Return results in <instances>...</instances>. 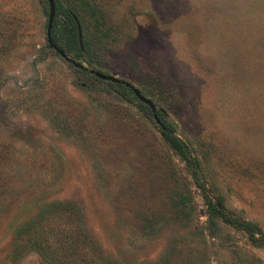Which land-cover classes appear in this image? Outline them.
Segmentation results:
<instances>
[{
    "label": "rangeland",
    "instance_id": "obj_1",
    "mask_svg": "<svg viewBox=\"0 0 264 264\" xmlns=\"http://www.w3.org/2000/svg\"><path fill=\"white\" fill-rule=\"evenodd\" d=\"M55 4L70 61L47 0H0V264H264L151 109L92 74L150 99L210 200L264 240V0Z\"/></svg>",
    "mask_w": 264,
    "mask_h": 264
},
{
    "label": "trees",
    "instance_id": "obj_2",
    "mask_svg": "<svg viewBox=\"0 0 264 264\" xmlns=\"http://www.w3.org/2000/svg\"><path fill=\"white\" fill-rule=\"evenodd\" d=\"M69 17L76 22V25H74L73 30H72V36L80 39V28H79L80 22H79L77 16L75 15L74 12H69ZM59 25H60L59 15H58V13H56L55 22L53 25V30H51L52 31V37H53L54 44L60 50H62L64 52V47H63V45L60 44L62 41L61 40L62 38H61L60 32H58L59 31ZM76 44H77V46L79 45L78 40H77ZM66 46L71 48V49L73 48V45L70 43L66 44ZM80 69L82 71H85V72L89 71L86 68H84L83 66H80ZM159 126L161 128L163 138L168 142V145H170L173 149L178 151L182 155V157L186 160L188 167L190 168V170L192 172V175H193V178H194L196 184L198 186H200V188L202 189V191L204 192V194L207 198V201H208L207 203L211 209L212 214L220 216L222 218V220H224L226 223L230 224L231 226H234V227L236 226V228H240V229H243V230H246L247 232H249L250 238L253 242L260 243V242L264 241L263 238L256 236V228L252 224H250L248 222L238 221V220L228 216L226 213H224L223 211L218 209V207L210 200V198L207 195V189L201 180L199 162L193 156L190 146L187 145L186 141H184L177 134H175L171 127L163 125V123H161V121H160ZM81 229L82 230L75 229L74 231H67V233H69L72 236L73 242H75L76 245L78 244L79 241H81V242L87 241V239H88L87 230H84L83 228H81ZM34 231H32V229H30V228H27L26 230H24V232L26 233L25 236L28 235V237H29V235L31 236L34 233H35V235H39V232H40L39 230H34ZM64 234H65V239H66V237H67L66 231H64V233H62V235H64ZM33 238H34V236H33ZM61 238H63V236ZM30 239L33 240L32 237ZM34 242H36L37 244H41L38 239H34Z\"/></svg>",
    "mask_w": 264,
    "mask_h": 264
},
{
    "label": "water",
    "instance_id": "obj_3",
    "mask_svg": "<svg viewBox=\"0 0 264 264\" xmlns=\"http://www.w3.org/2000/svg\"><path fill=\"white\" fill-rule=\"evenodd\" d=\"M47 1L49 3V6H50L49 24H48V30H47L48 31L47 32V39H48L49 46L51 48H53L54 50H56L67 61H70V59L66 56V54L54 44L51 30H53V25L55 22L56 4H55V0H47ZM79 28H80V25H79ZM81 39H82V32L80 29V40ZM92 74H94L100 80L111 82L114 84H124L125 86H127L130 90H132V92L134 93V95L136 96V98L140 102L147 105V107H149L152 110L157 123L160 124L155 104L150 99L146 98L138 89H136L135 87H133L130 84H126V83L120 81L118 78L111 76V75H106V74L96 72V71H92Z\"/></svg>",
    "mask_w": 264,
    "mask_h": 264
}]
</instances>
